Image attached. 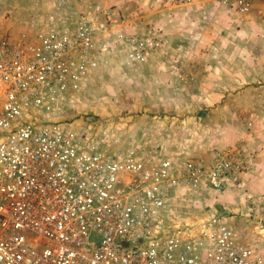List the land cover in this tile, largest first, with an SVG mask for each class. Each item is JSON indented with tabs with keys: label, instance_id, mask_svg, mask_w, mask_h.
Here are the masks:
<instances>
[{
	"label": "built area",
	"instance_id": "built-area-1",
	"mask_svg": "<svg viewBox=\"0 0 264 264\" xmlns=\"http://www.w3.org/2000/svg\"><path fill=\"white\" fill-rule=\"evenodd\" d=\"M8 1L0 0V264H264V248L226 220L264 221V194L241 183L251 156L242 145L203 165L140 145L104 151L103 139L60 121L106 57L156 63L163 34L127 30L100 4L67 11L74 8L67 0L4 28ZM253 1L216 3L243 18ZM232 187L244 194L245 210L213 203L194 222L175 219L178 194L201 201Z\"/></svg>",
	"mask_w": 264,
	"mask_h": 264
},
{
	"label": "crops",
	"instance_id": "crops-1",
	"mask_svg": "<svg viewBox=\"0 0 264 264\" xmlns=\"http://www.w3.org/2000/svg\"><path fill=\"white\" fill-rule=\"evenodd\" d=\"M126 3H121V10L139 23L133 22L136 29L149 22L160 27L163 34L158 62L131 65L132 71L158 91L155 97H148L157 109L150 114L151 121L167 136L173 129L181 131L180 135L197 131L198 141L192 140L187 149L199 147L203 165L210 164L217 151L242 145L251 153L249 165L241 174L244 190L264 194V0L253 1L248 21L242 22L240 30L232 27V15L216 0ZM129 4L131 11L126 10ZM115 57L124 61L119 54ZM115 61L107 57L92 70V76L109 68L120 70ZM110 112L108 117L114 114ZM209 202L229 213L246 207L244 194L236 187L209 198ZM233 218L238 220L234 216L226 220L232 223Z\"/></svg>",
	"mask_w": 264,
	"mask_h": 264
},
{
	"label": "rangeland",
	"instance_id": "rangeland-1",
	"mask_svg": "<svg viewBox=\"0 0 264 264\" xmlns=\"http://www.w3.org/2000/svg\"><path fill=\"white\" fill-rule=\"evenodd\" d=\"M123 1L67 0L68 4L74 8H65V10L83 9L91 4L108 6L114 13L116 24L121 22L127 30H138L134 27L133 22L137 25L139 23L127 12L121 10L120 5ZM130 1L132 0H127L126 4ZM130 5L126 6V10H132L133 6ZM36 8L52 10L51 0L8 1L5 6L8 13L3 21L4 28L9 26L8 28L11 27L15 30L23 27L28 11ZM232 17L230 22L236 30L242 29V22L248 21L246 20L247 16L243 18ZM129 19L134 21L131 22ZM252 27L255 29L254 24H252ZM258 28L260 29V26ZM140 29L162 33L160 27L149 22H145ZM110 55L112 61L116 60L115 63L119 64L121 69H117L118 67L109 68L108 70H101L93 76L91 71L84 89L73 95L68 109L62 112L61 123H65L75 131L91 132L94 142L103 139L102 142H98V146L104 151L115 149L116 152H121L127 146L140 145L152 155L177 160L190 158L200 162L197 151L199 147L187 149L190 147L189 143L192 140L198 141V132L191 131L180 135L179 132L181 131L173 129L171 130L172 134L167 136L166 131L163 132L161 126H157L151 121L150 114L155 113L157 109L155 105H151L148 97L150 94L153 97L156 96L155 93L158 92L155 91L156 87L153 86L152 89L149 80H143L138 72L132 71L131 64L125 59L124 62L120 57H115V55L117 56L115 53ZM110 111H113L114 114L108 117ZM140 136L145 142L140 141ZM114 138L117 139L120 146L112 145L111 142ZM181 145L184 147H181ZM209 198L211 197L197 201L192 195L180 196L178 194L175 196L172 201V209L177 222H194L198 220L205 210L204 207L210 206ZM231 222L234 228L240 232L243 241H249L258 248H264V236L261 230V227H264V221H262V224L257 225L248 220L233 218Z\"/></svg>",
	"mask_w": 264,
	"mask_h": 264
}]
</instances>
